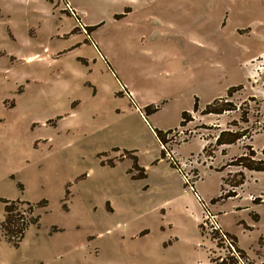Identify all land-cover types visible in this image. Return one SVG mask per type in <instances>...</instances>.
<instances>
[{
    "label": "rangeland",
    "instance_id": "obj_1",
    "mask_svg": "<svg viewBox=\"0 0 264 264\" xmlns=\"http://www.w3.org/2000/svg\"><path fill=\"white\" fill-rule=\"evenodd\" d=\"M263 148L264 0H0V264H264Z\"/></svg>",
    "mask_w": 264,
    "mask_h": 264
},
{
    "label": "trees",
    "instance_id": "obj_2",
    "mask_svg": "<svg viewBox=\"0 0 264 264\" xmlns=\"http://www.w3.org/2000/svg\"><path fill=\"white\" fill-rule=\"evenodd\" d=\"M148 111H149V106H147ZM158 108L154 107L153 110H150L151 112L156 111ZM193 111L198 110V105H197V97H195L194 104H193ZM231 110L227 104H212L208 103L201 113L203 114H222L225 111ZM188 112L183 110L181 112V121L180 125H183L185 120L188 117ZM155 135L157 139L160 141L162 145L166 144V139H165V134L167 131L163 132L162 130H154ZM243 136L242 132H237V131H230V130H225L221 131L215 138V144L217 146L219 145H229L233 144L236 141L240 140ZM165 149V146L163 147ZM166 150V149H165ZM164 150L162 151V156H164ZM262 153L264 154V148L262 150ZM253 157V156H250ZM250 157L245 155L239 156L237 158V161L235 163L236 166H239L241 168H244L248 171H264V160L259 159V160H254L251 159ZM172 167L178 168L176 164L173 162L170 163ZM240 178L232 184L234 187H238L243 184L244 182V176L242 172H239ZM227 183V178H224V184ZM231 185V186H232ZM224 191L223 185L221 186V192ZM229 193V194H228ZM234 193L233 192H227L224 193V196H232ZM19 202L20 204L24 205L25 208L23 210H17L14 208V205ZM4 203V218L0 224L1 229L3 230V233L5 237L8 239L9 242H11L13 245H17L18 242L23 238L24 232L27 229V227L30 224H35L38 222V216L34 215V206L30 204L29 202L26 201H9V200H3ZM24 212V213H22ZM256 219V217H255ZM201 228V227H200ZM227 236L233 239L234 244L237 246L236 241L234 236L228 234L225 232ZM219 236V233L217 231H213L211 233V238L215 239V237ZM238 250L241 252V254H244L243 250L239 249ZM211 262H214L215 264H234L233 261L227 262L224 259H221V261L216 260V259H210Z\"/></svg>",
    "mask_w": 264,
    "mask_h": 264
},
{
    "label": "built area",
    "instance_id": "obj_3",
    "mask_svg": "<svg viewBox=\"0 0 264 264\" xmlns=\"http://www.w3.org/2000/svg\"><path fill=\"white\" fill-rule=\"evenodd\" d=\"M213 231H217L219 235L222 237V239L225 242V246L227 251L230 253V255L237 260L238 264H246L244 261V256L241 254V252L238 250L236 245L234 244V241L232 238L227 236L224 231L219 230V226L212 227ZM221 245V244H220Z\"/></svg>",
    "mask_w": 264,
    "mask_h": 264
},
{
    "label": "crops",
    "instance_id": "obj_4",
    "mask_svg": "<svg viewBox=\"0 0 264 264\" xmlns=\"http://www.w3.org/2000/svg\"><path fill=\"white\" fill-rule=\"evenodd\" d=\"M237 244H238V240H237Z\"/></svg>",
    "mask_w": 264,
    "mask_h": 264
}]
</instances>
